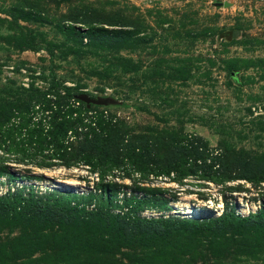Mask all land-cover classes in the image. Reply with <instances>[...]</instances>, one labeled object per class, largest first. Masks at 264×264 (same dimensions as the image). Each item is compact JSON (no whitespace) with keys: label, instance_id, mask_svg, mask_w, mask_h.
Listing matches in <instances>:
<instances>
[{"label":"rangeland","instance_id":"rangeland-1","mask_svg":"<svg viewBox=\"0 0 264 264\" xmlns=\"http://www.w3.org/2000/svg\"><path fill=\"white\" fill-rule=\"evenodd\" d=\"M85 21L118 33L117 41L93 44ZM54 81L96 100L134 134L199 136L232 164L231 179L152 181L168 207L145 209L142 218H218V206L232 204L229 213L249 221L208 237L155 226L92 233L72 221L39 224L0 212V264H264V209L254 208L264 181V0H0V105ZM22 187L91 192V207L149 197L134 172L38 168L0 150V195ZM245 202L253 213L237 216ZM188 206L214 215L192 218ZM79 229L86 247L74 257L66 245Z\"/></svg>","mask_w":264,"mask_h":264},{"label":"trees","instance_id":"trees-1","mask_svg":"<svg viewBox=\"0 0 264 264\" xmlns=\"http://www.w3.org/2000/svg\"><path fill=\"white\" fill-rule=\"evenodd\" d=\"M83 25L89 27L87 35L95 45L115 42L119 37L116 32L113 37L107 36L106 31L91 28L86 21ZM75 31L76 35L82 34L78 29ZM30 92L25 99L7 100L0 105V150L14 155L18 162L38 168L84 167L101 177L113 171L126 175L134 172L148 186L149 197L130 194L116 205L109 199H98V204L91 207L86 204L93 198L91 192L56 190L38 194L32 188L25 191L22 187L0 195V212L12 219L23 218L39 224L50 219L65 224L72 221L68 225L75 229L84 226L85 231L92 233L94 227L140 232L155 226L208 237L225 229L239 231L249 221L228 212L211 219L142 218L140 212L145 209L168 207L169 199L162 196L161 188L149 187L152 181L168 179L182 183L189 177L213 181L231 179L232 164L225 161L224 154L210 150L207 141L199 136L166 131L134 134L116 116L93 104L87 105L79 99V93L55 81L44 91ZM219 174L221 177H217ZM244 175L240 171L234 179ZM258 179L264 180V176ZM113 208L118 211L113 212ZM80 231L76 230L75 240L66 245L74 248V257L84 256L86 244L80 242ZM73 233L71 230L68 234ZM126 234L130 235L128 231Z\"/></svg>","mask_w":264,"mask_h":264},{"label":"built area","instance_id":"built-area-1","mask_svg":"<svg viewBox=\"0 0 264 264\" xmlns=\"http://www.w3.org/2000/svg\"><path fill=\"white\" fill-rule=\"evenodd\" d=\"M258 190L261 192V197L262 199L258 202V207H254L255 210H261V209H264V181L263 182H260L259 183V186H258ZM258 195V194H256ZM232 204H229V207H224L222 204L218 206V216L220 217L224 212H228L231 210V207ZM239 207L235 210V213L237 216H240L242 217L243 215H248L250 212L253 213V210L251 208V205H248L247 202H245V204H239L238 205ZM245 213V214H244Z\"/></svg>","mask_w":264,"mask_h":264},{"label":"bare ground","instance_id":"bare-ground-1","mask_svg":"<svg viewBox=\"0 0 264 264\" xmlns=\"http://www.w3.org/2000/svg\"><path fill=\"white\" fill-rule=\"evenodd\" d=\"M59 184H64V183H60ZM70 186V185H69ZM66 187V186H65ZM59 189H61L62 191L64 190V188L62 186H58ZM67 190V189H65ZM206 207V206H205ZM209 207L202 209L201 207L199 208H192L190 206H188L186 208L187 210V214L192 217V218H204V217H208L211 216L213 214V212L209 211ZM214 215V214H213Z\"/></svg>","mask_w":264,"mask_h":264},{"label":"water","instance_id":"water-1","mask_svg":"<svg viewBox=\"0 0 264 264\" xmlns=\"http://www.w3.org/2000/svg\"><path fill=\"white\" fill-rule=\"evenodd\" d=\"M79 99L82 100L87 105H90V104L97 105L98 104L96 100H93L91 98H86L83 95L79 96Z\"/></svg>","mask_w":264,"mask_h":264}]
</instances>
